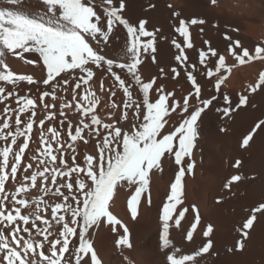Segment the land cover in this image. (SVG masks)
I'll use <instances>...</instances> for the list:
<instances>
[{
	"label": "snow or ice",
	"instance_id": "6c2138e0",
	"mask_svg": "<svg viewBox=\"0 0 264 264\" xmlns=\"http://www.w3.org/2000/svg\"><path fill=\"white\" fill-rule=\"evenodd\" d=\"M36 3L41 5V11L24 10L23 0H0L2 5L16 6H0V58L10 53L21 60H26L28 64L40 65L46 72V77L38 81L32 75L17 74L10 70L5 61L0 59V82L13 86L19 82H26L29 85L42 82L52 89L51 92H42L39 99L44 101L49 96L55 100L57 98L56 89L61 86V81L67 85L70 81L65 77L72 76L74 77L72 91L75 103L65 102L61 108H74L82 119L74 130L69 122L68 137L71 142L67 144V149L75 153L76 141L88 142L83 135L85 130L89 135L95 134L99 137L100 129L103 128L106 134L97 144L98 156L86 155L85 166L82 167L75 163V156L72 157L71 164L64 159L65 145L60 144L58 139L60 133L55 127H48L47 133L50 135L46 137L43 130L45 121L41 119L39 121L41 147L37 148L39 155H34L31 159L37 161V168L42 167V170L24 175L23 181L27 183L20 182L14 191L7 192L6 183L10 180L16 181L21 168L24 173H28L33 167L32 163L22 165V160L29 148V140L36 123L34 117L37 105L32 98L16 96L15 91H6L5 87L0 86V102L16 96V103L19 105L18 110L8 107L3 110L6 114L9 112L15 114L18 111L19 114L14 116L15 131L9 123L12 117L4 119L0 124V140L8 141L11 138L9 146L0 148V254H2L0 264H72L73 259L75 264H82L85 257H90L91 264H102L92 242L88 239V233L90 229L99 227L104 220L112 226L113 232L116 231L117 225L124 229V235L116 243L118 247L130 248L128 229L111 213L109 201L118 186H135L134 194L128 200V208L135 218L141 195L149 191L150 173L154 168L160 169L161 160L166 155L174 157L175 164L180 166L170 186V195L163 205L161 215L163 221V231L160 235L161 248L168 249L172 246L169 238V221L174 219L175 226L179 228L188 211L187 208L178 212L176 209L177 205L183 204L182 177L186 172L190 173L194 167L191 156L198 137L197 122L216 97L200 99L201 86L197 83L193 72L187 70L189 67L195 69L196 66L187 64L188 58L184 54V47L173 40V45L179 50L175 59L185 67L187 79L195 91L184 96L180 101L175 99L174 93L165 92L161 86L155 89L158 98L154 102L150 101L149 94L153 89L155 79L142 82L137 73V67L142 62L143 54L155 53L156 36L155 33L146 29L147 21L141 20L137 26L130 24L122 16L125 8L124 0H120L118 7L114 5V0H101L99 7L102 9V14L98 13L94 0H36ZM211 3L216 5L217 0H211ZM174 15L179 14L174 13ZM188 23L203 24L205 21L192 19L186 22L181 19L175 30L185 40L189 36ZM117 25H122L126 29L128 37L126 49L122 50L123 57H125L123 62H119V56L114 59L99 51L101 43L105 47L110 43L111 34ZM142 37H151V39L144 41ZM92 41H96L95 46ZM187 47L190 48L192 45L189 43ZM208 51L213 57L217 56L215 50L209 49ZM229 51L241 65L256 59L264 60V47L257 46L254 54H250L249 50L243 48L239 41H235L229 46ZM26 53L34 54L35 58L26 59ZM199 57V63L207 68L205 74L208 78L214 77L223 69L225 74L220 76L215 83V88L219 91L230 75L231 67L226 65L225 57L222 55L218 56L214 70L206 65L207 53L205 51L201 50ZM153 61H155V56H153ZM93 66L95 68L106 66L105 70L114 78L116 86L123 91L126 99L123 101L125 111L121 118L128 120L131 114L132 118L138 121L131 125L129 131L104 123L100 119L96 112L100 101L94 90L86 87L82 95L77 92L82 84L88 86L89 81L93 79L95 75ZM115 69L126 70L132 76L135 84L139 86L140 93L143 94L142 104L133 99L130 86ZM77 70L80 73L79 76L75 75ZM171 71L175 76L180 75L175 67ZM261 86H264V72L260 73L257 83L250 85L249 88L255 92ZM100 88L104 90L103 81L100 82ZM108 91L111 96L116 95L114 90L108 89ZM192 96L198 101L199 106H194L189 112V98ZM224 101L230 104L227 95L224 96ZM246 103L247 97L241 96L237 107ZM112 106L118 107L115 103ZM51 107L55 105L44 104L45 109ZM128 110H131V113ZM231 110L225 107L222 112L227 116ZM173 113L182 116L179 123L170 124ZM22 115H27L26 121L22 119ZM60 115L64 116L65 113L61 111ZM54 116V113H50L47 119L52 120ZM63 123L64 121H61V124ZM166 126H171L172 130L165 131ZM262 126H264V120L258 121L252 131L244 137L241 146L247 147ZM19 137H23L21 142H18ZM54 143L59 147L54 148ZM11 145H15L17 150L14 151ZM10 154L13 157L11 161L9 160ZM186 157L189 158V162L185 164ZM240 163L241 161L237 160L234 167H239ZM240 179L239 175L232 176L225 187L229 188L233 182H238ZM49 184L58 185L51 194L61 198V202L46 206L50 207L51 220L41 214L40 206L44 203L43 197L30 202L29 199L21 196V194H27L32 188H39L41 192L48 195L51 191ZM6 201L11 204V209L5 203ZM32 203L36 205L35 210L27 214L22 213V208L30 209ZM174 212L176 213L175 218L173 217ZM193 212L195 222L187 231L188 241L193 240V233L200 222L195 206H193ZM257 213L264 214V203L253 208L251 215L243 223L240 232L244 238H247L249 230L253 227ZM33 216L34 219H32ZM52 221L59 226L55 234L51 230L54 226ZM29 224L31 227L28 226ZM212 232L213 227L208 225L203 236L207 238ZM21 233H27L31 239L25 238ZM37 237H43V239L40 240ZM71 237H77L79 244L74 251L70 252ZM45 244L48 245L47 254L44 250ZM211 247L212 241L208 239L198 251L192 254H179L181 250L174 248L172 253L167 255L168 264H195L196 257L208 253ZM243 247V241H237V249L242 250ZM65 254H69L67 258Z\"/></svg>",
	"mask_w": 264,
	"mask_h": 264
},
{
	"label": "bare ground",
	"instance_id": "6f19581e",
	"mask_svg": "<svg viewBox=\"0 0 264 264\" xmlns=\"http://www.w3.org/2000/svg\"><path fill=\"white\" fill-rule=\"evenodd\" d=\"M98 13L102 14L99 7L101 0H94ZM120 0H114V5L119 6ZM125 8L122 16L132 25L139 24V21H147L145 27L149 32L155 33V53H147L141 56L142 62L137 67V73L142 82H150L155 79L153 89L150 90V101L158 98L156 88L163 86L165 92L174 93L175 99L182 101L184 96L194 93L190 81L186 76V69L179 64L175 57L179 50L173 45V40L184 47V54L187 56V64L195 65V69L189 67L201 86L200 99H211L216 97L212 104L205 109L198 120V137L195 141V147L192 150L191 161H194L193 170L186 172L182 177L183 195L182 205H177L176 211L187 208L185 217L181 221V226L177 228L174 219L169 221V238L172 246L168 249L161 248L160 235L163 231V221L161 220L162 209L167 197L170 195V186L175 180L176 173L180 166L174 162V157L165 156L161 160L160 169H153L150 173V184L148 193H143L137 205V215L133 218L128 208V200L134 194L135 186H118L112 199L109 201V210L118 218L128 229V236L131 247L117 246L116 241L124 235V229L116 226L113 232L112 226L107 224L106 220L100 223L99 227L89 230L88 239L92 242L98 258L102 264H168L167 255L171 254L174 248H179V254H192L198 251L208 239L212 241V247L208 253L196 257L195 264H264V214L257 213L253 227L249 230L247 238L242 236L240 229L243 223L251 215V210L264 203V126L257 130L253 139L247 147H242L244 137L252 131L256 123L264 120V86H261L255 92L249 88L258 81L261 72H264V60L256 59L241 65L229 51V46L235 41H239L243 48H247L250 54H254L255 47H264V0H217L216 5L211 0H124ZM5 7H16L2 5ZM23 7L26 11H41V5L36 0H23ZM178 13L179 15H174ZM183 19L186 22L192 19L204 20L205 23L187 24L189 36L185 40L175 29L179 26V21ZM238 29V30H234ZM144 41L151 37H142ZM127 31L122 25L114 27L110 37V43L105 47L103 43L99 45V51L110 58L120 57L119 62H123L122 50L127 46ZM192 47H187V44ZM95 46L96 41H92ZM209 49L216 51L217 56L213 57ZM203 50L207 53L206 65L213 70L218 62V56L225 57V63L231 67V73L221 85L220 90L215 88L216 80L224 75L223 69L214 77L206 76L207 68L199 63V53ZM155 56V61H153ZM26 59H34L32 53L25 54ZM5 61L10 70L17 74H29L36 80L42 81L46 77V72L40 65L28 64L26 60H21L10 53L0 58ZM94 67V66H93ZM175 67L180 75L175 76L171 69ZM105 67L95 68V75L89 85H81L77 92L81 95L86 87H90L96 92L99 104L96 112L104 123L113 124L124 131H129L131 125L138 123L130 114L128 120L121 118L123 111V101L126 97L123 91L119 89L114 78L105 70ZM163 69V72H161ZM126 83L130 86L133 99L142 104L143 94L139 91V86L135 84L132 76L126 70L115 69ZM63 75V74H62ZM79 76L80 73H75ZM70 81L65 85L61 81V86L56 89V99L51 96L40 101L39 97L44 91L51 92L52 89L42 82L29 85L26 82H19L15 86L0 82V86L5 87L6 91H15L16 96L32 98L36 101V123L34 124L29 148L24 154L22 165L32 163L33 167L28 173H24L23 168L18 171V179L6 183V191L12 192L15 187L23 181V176L31 174L41 168H37V161L31 158L37 153L40 145L41 127L39 121L43 119L45 136L48 127H55L60 133L58 139L60 144L65 145L64 159L70 164L72 157L75 156V163L85 166V156H98L97 144L106 133L100 129V136L89 135L85 130L83 140L75 142V153L67 149L70 143L68 137L69 122L74 128L79 125L82 117L74 108H61L65 102L75 103L73 101L72 83L74 77H65ZM60 79L59 77L57 78ZM103 81L104 90L100 88V82ZM108 89L116 92L113 97ZM227 95L230 104H226L224 96ZM16 96L9 97L0 102V124L4 119L12 117L9 123L12 130L15 131L14 116L17 113H5V107L16 108ZM241 96L247 97V103L237 107ZM80 99V96H77ZM189 112L194 106H199L194 96L190 97ZM55 105L49 109L44 108V104ZM86 103V102H85ZM115 103L118 107H113ZM229 107L232 109L229 115L225 116L222 109ZM220 109L221 111H218ZM143 111V108L141 109ZM63 111L64 116L60 113ZM131 113V110H128ZM50 113L55 116L52 120L47 117ZM187 115V114H184ZM27 115H22L23 120H27ZM182 116L177 113L171 115L170 124L179 123ZM61 121H64L61 124ZM171 126H166L165 131H171ZM7 131V130H5ZM23 137L18 138L21 142ZM11 138L8 141L0 140V148L9 146ZM13 150H17L15 145H11ZM54 148L59 145L53 144ZM55 154V153H54ZM10 154L9 160H12ZM241 161L239 167H234L236 161ZM189 158H185V164ZM234 175L241 176L238 182H233L229 188L225 184ZM43 187V185H40ZM58 185L49 184L51 189L48 195H45L39 188H32L27 194H21L30 202L43 197L44 203L41 204V214L51 220L50 207L48 205L61 202V198L54 196L51 192L55 191ZM66 191V189H62ZM150 193V196H149ZM20 198V197H18ZM150 201V202H149ZM9 209L11 204L5 202ZM193 206L198 210L200 222L193 233V240L186 239L187 231L191 224L195 222V213ZM35 203H32L30 209H23L22 213L34 211ZM63 214V213H61ZM176 213H173L175 218ZM35 217L33 216L32 219ZM39 223V222H37ZM55 234L59 226L52 221ZM213 227V232L209 237H204L203 232L207 226ZM31 227V224L28 225ZM43 227V225H41ZM25 238L31 239L27 233H21ZM42 240L43 237H37ZM70 252L78 246L77 237H71ZM243 241L242 250L237 249V241ZM48 245L45 244L47 254ZM178 254V255H179ZM2 255V254H0ZM66 258L69 254H65ZM72 264H75L74 259ZM82 264H91L90 257H85Z\"/></svg>",
	"mask_w": 264,
	"mask_h": 264
}]
</instances>
